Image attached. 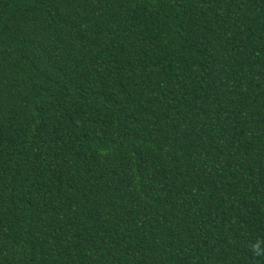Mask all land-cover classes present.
Returning a JSON list of instances; mask_svg holds the SVG:
<instances>
[{"label": "trees", "instance_id": "1", "mask_svg": "<svg viewBox=\"0 0 264 264\" xmlns=\"http://www.w3.org/2000/svg\"><path fill=\"white\" fill-rule=\"evenodd\" d=\"M0 264H264V0H0Z\"/></svg>", "mask_w": 264, "mask_h": 264}]
</instances>
